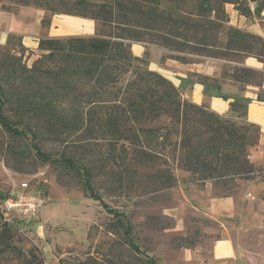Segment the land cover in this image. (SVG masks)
Segmentation results:
<instances>
[{
	"label": "rangeland",
	"instance_id": "374dc122",
	"mask_svg": "<svg viewBox=\"0 0 264 264\" xmlns=\"http://www.w3.org/2000/svg\"><path fill=\"white\" fill-rule=\"evenodd\" d=\"M44 1L53 13L74 17L58 31L61 35L57 37L107 35L118 30L114 23L101 25L91 18L67 13L76 10L70 1L66 5L61 0ZM248 1L253 10L255 2ZM196 3L197 0L177 3L164 0L160 8L173 17L184 15L187 20L195 21L199 19L195 14ZM223 7L228 25L244 28L264 40V9L261 15L246 18L231 3ZM206 16L212 18L210 14ZM167 31L146 29L142 40H126L130 53L139 60H132L130 70L107 86L95 87L80 81L76 90L82 102L77 106H85L86 96L98 102L95 106L118 105L127 82L135 76L134 68L143 67L142 62H146L150 70L165 77L164 74L173 70L171 64L176 56H185L188 65L214 63L222 78H226L223 77L225 72L233 74L236 68L253 70L249 82H258L264 77V62L253 56L241 53L214 57L190 53L191 48L181 52L177 50L180 46L177 42L182 39L176 36L172 37L171 48L164 47L157 42ZM187 36L192 39L193 35ZM217 38L221 41L223 35L218 34ZM44 52L39 48L22 47L18 37L13 36L0 46V61L16 60L17 64L28 68L37 62L52 70L63 66V57L44 58ZM253 59L260 64L259 69L248 65ZM117 72L113 70L112 74ZM193 75L198 80L207 76ZM207 77L206 85L203 83L204 93L219 80ZM61 105L68 110L76 106L69 100ZM32 126L39 131L34 140L43 151L57 157L71 156L92 169L93 191L84 192L75 172L67 171L60 163L40 161L31 149V135L11 137L0 126V264H148L147 258L153 264H181L184 251L198 248L207 252L216 238L225 235L218 222L193 207L194 190L211 182L197 180L182 168L181 133L186 129L195 140H201L205 136L200 126L190 123L183 127L167 114L155 120L128 119L124 126L133 135L132 141L116 140L98 126L92 132L68 131L36 122H32ZM141 128L153 131L144 133ZM141 148L150 154L151 161L139 158L137 153ZM167 173L174 177L171 184L165 177ZM237 180L233 181L236 186ZM23 181L28 183L29 190L44 198L45 206L24 219L5 215L3 198ZM235 185L231 186L232 190ZM212 186L216 195L228 193L220 186ZM94 192L101 199L89 197ZM119 212L122 213L120 221L113 216ZM128 226H131L130 233L125 232ZM129 236L141 251L134 250Z\"/></svg>",
	"mask_w": 264,
	"mask_h": 264
},
{
	"label": "trees",
	"instance_id": "16d2710c",
	"mask_svg": "<svg viewBox=\"0 0 264 264\" xmlns=\"http://www.w3.org/2000/svg\"><path fill=\"white\" fill-rule=\"evenodd\" d=\"M15 1L51 8L44 0ZM69 1L76 10L67 13L91 18L101 25L114 23L118 30L107 35L41 37L38 48L45 51L44 58L63 57L64 64L59 70L43 68L42 63L37 62L28 68L17 64L16 60H1L0 69L5 71H0V126L6 133L15 138L31 135L34 155L42 162H58L67 171H74L84 192L93 191L92 169L71 156L57 157L43 151L34 140L39 131L32 122L74 132H92L98 126L116 140L132 141L133 135L125 130V120H155L167 114L183 127L192 123L203 128L205 137L201 140H195L185 129L179 142L184 150L182 168L197 180H209L215 187L230 192L235 185L233 181L251 179L260 172L261 168L248 157V149L257 142L259 133L255 124L237 123L208 110L203 104L182 98L178 87L150 70L146 62H142L143 67L134 68L135 76L127 82L119 104L111 108L95 106L98 102L87 96L85 106H77L82 100L76 88L80 81L95 87L118 81L121 74L130 70L131 61L139 60L130 53L126 40H142L146 29H167L157 42L164 47L171 48L172 37L181 38V42H177L180 45L177 50L181 52L191 48L190 53L214 57L242 53L264 62V40L244 28L228 25L223 7L231 3L241 15L251 18L261 15L264 0H252L255 2L253 10L248 0H197L195 14L199 19L195 21L187 20L184 15L173 17L166 13L160 8L164 0H61L64 5ZM167 1L177 3L179 0ZM208 14L212 18H207ZM189 33L192 39L187 36ZM218 34L223 35L221 41ZM176 59L187 62L185 56H176ZM113 70L118 72L112 74ZM252 72L250 68H236L233 74L225 72L223 77L246 83ZM206 78L201 79L202 83H207ZM67 100L76 106L65 109L61 102ZM247 102V98H235L229 102L230 111L239 119H245ZM141 129L144 133L153 131L152 128ZM137 154L142 161L152 160L142 148ZM165 177L171 184L174 177L170 173ZM89 197L101 199L95 192ZM114 214L120 221L122 213ZM125 232L130 233L131 226ZM128 241L134 250L141 251L132 237L129 236ZM147 261L153 264L149 258Z\"/></svg>",
	"mask_w": 264,
	"mask_h": 264
},
{
	"label": "crops",
	"instance_id": "0c3cea01",
	"mask_svg": "<svg viewBox=\"0 0 264 264\" xmlns=\"http://www.w3.org/2000/svg\"><path fill=\"white\" fill-rule=\"evenodd\" d=\"M70 19L74 17L53 13L45 5L0 0V46L16 36L22 47L34 50L41 37L61 35L58 31ZM172 61L173 70L164 75L180 88L182 98L231 116L237 123L246 121L259 128L257 142L248 149V157L261 168L251 179H238L236 188L224 195L214 194L211 183L194 190L191 199L195 210L218 222L225 235L216 238L207 252L198 248L184 251L181 264H264V77L258 82L239 83L222 78L214 63L188 65L178 59ZM248 65L260 68L256 59ZM193 73L219 80L204 93V84ZM239 97L248 99L245 119L231 115L229 102Z\"/></svg>",
	"mask_w": 264,
	"mask_h": 264
},
{
	"label": "built area",
	"instance_id": "2783aa9c",
	"mask_svg": "<svg viewBox=\"0 0 264 264\" xmlns=\"http://www.w3.org/2000/svg\"><path fill=\"white\" fill-rule=\"evenodd\" d=\"M45 206V200L38 193L29 190L28 183L23 181L3 198L2 208L5 215L16 218H27Z\"/></svg>",
	"mask_w": 264,
	"mask_h": 264
}]
</instances>
